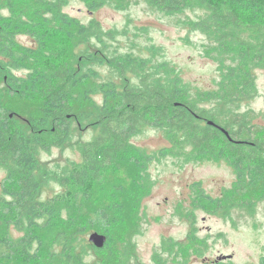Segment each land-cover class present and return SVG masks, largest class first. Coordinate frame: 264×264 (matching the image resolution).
I'll list each match as a JSON object with an SVG mask.
<instances>
[{
    "label": "trees",
    "instance_id": "obj_1",
    "mask_svg": "<svg viewBox=\"0 0 264 264\" xmlns=\"http://www.w3.org/2000/svg\"><path fill=\"white\" fill-rule=\"evenodd\" d=\"M83 1L95 12L133 0ZM142 1L168 14L206 13L193 27L214 37L218 47L222 79L207 101L212 106L194 100L165 63L133 52L120 58L106 44L113 34L65 13L69 0H0V170L8 172L11 187L0 196V264H86L93 215L84 203L108 170L133 151L135 135L151 125L169 136L172 156L214 158L233 169L232 194L240 200L233 208L251 213L253 202L246 199L264 200V127L241 111L257 95L255 69H264V0ZM21 36L32 44H21ZM231 54L238 58L227 65ZM100 63L113 65L119 80L106 78L101 103H91L95 99L84 86L98 79L93 65ZM73 126L97 132L75 144ZM66 144L81 162L45 169L41 152ZM54 183L63 191L46 195L44 187ZM226 211L229 216L231 208ZM12 228L21 234L16 241ZM107 243L103 249L91 245L102 251Z\"/></svg>",
    "mask_w": 264,
    "mask_h": 264
},
{
    "label": "rangeland",
    "instance_id": "obj_2",
    "mask_svg": "<svg viewBox=\"0 0 264 264\" xmlns=\"http://www.w3.org/2000/svg\"><path fill=\"white\" fill-rule=\"evenodd\" d=\"M64 11L85 25L96 21L106 33L113 34L106 44L116 48L120 58L133 52L154 64L165 63L172 76L191 88L194 100L212 106L207 101L213 99L222 79L221 64L215 53L218 47L211 43L215 38L193 27L206 17L202 10L168 14L133 0L115 1L93 12L83 0H69ZM18 40L32 44L26 36ZM234 58L238 56H228L227 65H232ZM102 64L93 65L98 79L90 78L84 86L95 99L91 103H101L106 78L119 80L113 65ZM123 66L129 68L127 63ZM17 74L24 76L23 72ZM255 75L257 95L243 102L241 111L254 115V123L264 127V69L256 68ZM129 77L138 81L135 74ZM73 130L75 144L97 132L78 126ZM132 143L133 151L108 170L101 186L93 188L84 203V209L93 215L86 264H177L184 259L190 264H262L264 200L255 203V199H246L253 202L251 213L247 207L233 208L240 202L232 194L236 176L225 161L172 156L169 136L153 125L135 135ZM73 149L69 144L47 148L39 161L45 169L55 168L57 162H81V154ZM8 177L6 170H0V196L11 192ZM62 191L56 183L44 187L51 197ZM228 207L231 213L225 216ZM94 232L107 236L102 251L89 241ZM20 237L12 228L11 239ZM228 255L233 258L217 261Z\"/></svg>",
    "mask_w": 264,
    "mask_h": 264
},
{
    "label": "water",
    "instance_id": "obj_3",
    "mask_svg": "<svg viewBox=\"0 0 264 264\" xmlns=\"http://www.w3.org/2000/svg\"><path fill=\"white\" fill-rule=\"evenodd\" d=\"M212 124V123H211ZM107 236L94 232L90 235L89 241L98 249H103L107 243ZM232 255L221 256L217 259L218 262L232 259Z\"/></svg>",
    "mask_w": 264,
    "mask_h": 264
}]
</instances>
